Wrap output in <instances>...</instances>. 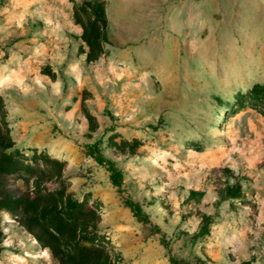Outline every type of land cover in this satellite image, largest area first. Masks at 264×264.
<instances>
[{
    "label": "rangeland",
    "instance_id": "374dc122",
    "mask_svg": "<svg viewBox=\"0 0 264 264\" xmlns=\"http://www.w3.org/2000/svg\"><path fill=\"white\" fill-rule=\"evenodd\" d=\"M86 1L0 0V121L15 142L0 154V199L48 195L62 175L96 212L95 239L114 261L173 264L171 253L193 264L197 254L264 264V114L236 109L235 98L264 84V0H105L109 42L93 63L78 22L93 17L80 7ZM92 143L124 172L121 195L86 155ZM225 168L241 178L244 197L219 202ZM192 189L206 194L191 199ZM204 214L215 221L200 236ZM21 221L32 223L0 210V264H57L35 236L47 233Z\"/></svg>",
    "mask_w": 264,
    "mask_h": 264
},
{
    "label": "trees",
    "instance_id": "16d2710c",
    "mask_svg": "<svg viewBox=\"0 0 264 264\" xmlns=\"http://www.w3.org/2000/svg\"><path fill=\"white\" fill-rule=\"evenodd\" d=\"M80 7L85 11H90L93 15L87 22L82 19L78 20L84 30L83 41L89 47L86 61L87 63H93L103 53V43L109 42L106 1L88 0ZM235 98L237 102L236 109H243L251 105L254 108H259L264 114V84L256 83L246 93L238 92ZM14 146L15 142L4 130L3 122L0 121V154L14 148ZM129 147L131 148L130 152L134 154L136 147ZM119 149L122 153L126 152L124 147ZM85 153L98 164L106 167L112 185L121 195L124 192V172L117 166L116 161L107 157L98 143L86 144ZM6 161L10 165L12 157L8 156ZM4 168L5 166L0 159V172ZM223 172L229 180L219 187V202L244 197L245 193L241 178L235 176L234 171L228 168L223 169ZM51 182L56 191L48 195L39 192L33 195L31 193L22 195L6 194L3 199H0V210L7 209L17 215L26 213L31 216L32 223L21 221L22 225L33 234L36 233L33 225H38L47 233L48 239H45L42 234L36 233L35 236L43 242L45 247L51 249L52 256L57 264H123L120 261L112 260L108 248L96 241L95 234L99 230L96 212L77 200L73 191H68L62 175H57ZM35 183L38 188L37 191L41 190L42 179L36 178ZM53 187L47 188L51 189ZM205 194V191L192 189L189 191V198L199 200ZM123 200L124 204L130 208L133 215L140 222L149 225L153 229V233L159 232L160 229L157 226L152 227L151 218L140 203L128 197H123ZM214 218V215L210 214L202 216L200 236L210 232V225L215 221ZM3 241L4 233L0 228V255L5 249ZM170 261L173 264H193L190 260L178 258L171 253ZM195 264L215 263L205 255L197 254Z\"/></svg>",
    "mask_w": 264,
    "mask_h": 264
},
{
    "label": "crops",
    "instance_id": "0c3cea01",
    "mask_svg": "<svg viewBox=\"0 0 264 264\" xmlns=\"http://www.w3.org/2000/svg\"><path fill=\"white\" fill-rule=\"evenodd\" d=\"M195 4H196V2H195ZM179 6H181L180 5V3H179ZM179 6H178V8H179ZM182 9L181 10H179L178 12H177V14H179V17H180V15H181V13L182 14H184V20H181V18L179 19V29H181V28H185L186 27V13H187V10H186V6H185V4L183 5L182 4ZM194 9H196V6L194 7ZM196 12V11H195ZM174 20V19H173ZM181 22H182V24H181ZM173 47H172V51H174V52H178L179 51V46H180V44H179V40H174L173 41ZM261 61L262 62H264V59L263 58H261ZM262 76L264 77V73L262 74Z\"/></svg>",
    "mask_w": 264,
    "mask_h": 264
}]
</instances>
